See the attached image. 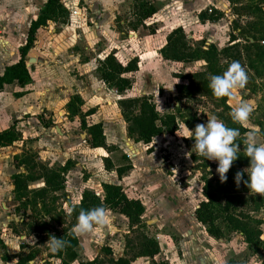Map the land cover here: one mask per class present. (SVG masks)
I'll list each match as a JSON object with an SVG mask.
<instances>
[{"label":"rangeland","instance_id":"rangeland-1","mask_svg":"<svg viewBox=\"0 0 264 264\" xmlns=\"http://www.w3.org/2000/svg\"><path fill=\"white\" fill-rule=\"evenodd\" d=\"M45 2L0 0V71L18 61V50L25 44L30 22ZM59 2L67 19L63 23L58 14L51 15L47 25L35 34L25 58L29 83L14 82L7 87L9 110L23 108L24 119L20 131L15 130L21 133L20 138L0 146V264H60L57 253L53 254L46 244L49 235L60 230L56 220L69 215V206L80 201L83 191L102 197V185L106 182L120 184L128 197L143 201L141 225L130 230L124 217L107 211V225L95 226L92 232L76 236L79 246L73 259L62 256L70 264L96 257H130L127 242L136 243L142 233L159 244L161 251L154 258L156 262L224 264L234 260L238 264H261V252L249 248L241 233L230 232L220 224L224 234L215 239L195 221L194 211L202 200V178L219 176L218 162H193L192 156L201 158L192 151L194 140L182 136L187 131L185 125L191 130L197 124H206L208 117L222 120L221 116H231L232 108L240 101H247L254 110L249 120L239 125L264 142V78L256 76L244 57L241 64L248 82L244 88L235 89L233 96L217 98L209 84L203 95H180L176 87L188 84L181 76L203 72L207 63L163 60L158 51L160 40L153 42L150 38L147 44L145 37L153 34L165 18H176L185 23L184 33L190 44L205 40L204 50L212 44L220 52L229 46L230 33L236 34L237 26L248 31L249 25H264V0H238L236 9L251 7L249 15L240 18L226 0ZM151 6L156 13L143 21V12ZM204 10H217L224 15L216 23L200 24L197 15ZM147 45L151 47L148 52ZM113 51H119L126 61L138 60V71L126 75L131 87L123 93L105 85L98 72ZM250 58L255 62V56ZM214 61L210 72L216 75L223 74L230 64L225 55ZM212 75L208 74L209 83ZM143 98L154 104L160 116H174L177 124L172 135L163 133L153 139L155 148L146 150L147 155L137 135L129 130L121 104L127 99L140 102ZM93 124L101 126L109 145L105 150L94 147L90 136ZM246 135L239 139L244 142ZM103 158H108L115 168L132 166L118 180L114 172L104 169L107 164ZM33 163L65 169L64 188L50 193L41 203H33L29 196L26 201L16 199L14 194L17 175L39 174ZM244 176L248 178L247 173ZM42 187V180L27 184L29 190ZM248 194L254 199L249 217L264 240V196L250 190ZM133 263L153 264L147 258Z\"/></svg>","mask_w":264,"mask_h":264},{"label":"trees","instance_id":"trees-1","mask_svg":"<svg viewBox=\"0 0 264 264\" xmlns=\"http://www.w3.org/2000/svg\"><path fill=\"white\" fill-rule=\"evenodd\" d=\"M235 10L237 18L248 16V10L251 7L243 6L241 9H236L238 0H226ZM156 13L152 6L143 12V21L150 18ZM63 19L65 23L67 19L66 10L60 4L59 0H46L39 15L30 22L25 44L19 48V59L16 63L5 68L3 74L0 76V92L4 85H9L14 82L25 85L29 83L30 78L26 69L25 58L28 51L31 49L35 34L37 31L47 25L51 20V15H57ZM223 13L217 10H204L197 15L200 23H216L222 17ZM236 20H234V23ZM249 30L246 31L241 26L236 27L237 33H230L229 46L217 51L214 45L207 46L204 50L205 40L190 44L187 36L181 27H177L169 32L166 36L165 45L160 50L163 60L177 62V63H192L204 60L207 63V69L203 72H195L181 76L182 79L188 82L187 85H179L176 87L177 93L183 96H191L195 92L203 95L208 92V74L216 75L210 72L212 65L220 56L225 55L230 61H239L246 57V62L250 69H253L256 76L260 79L264 78V25L257 28V26L249 25ZM254 32L253 35L250 33ZM249 35L251 39L247 38ZM241 40V42H239ZM250 55L255 56V62L251 60ZM249 56V57H248ZM242 65V64H241ZM138 71V60L133 58L126 61L117 52L110 53L98 68L101 81L112 88L117 93H123L131 87V80L126 75L133 74ZM124 110L125 121L132 133L137 135L139 142L146 147H149L153 139L163 133L173 134L177 130L176 119L174 116L166 115L160 116L156 111L154 104L147 98L143 100L127 99L122 103ZM227 109H229L227 107ZM224 123L231 128H238L243 137L250 130L242 128L239 123H234L231 116H221ZM21 134L17 133L14 127L0 132V146H7L13 141L20 138ZM90 136L94 141V147L106 149L105 137L102 133L99 124H93L90 128ZM239 137V138H240ZM236 141L240 147L239 157L233 162L227 175L226 182L221 183L219 176L207 179L202 178L201 196L202 200L194 211L196 221L205 227L206 233L215 239L223 237V225L230 232L241 233L244 237L245 243L249 248L261 252L262 261L264 264V240L260 239L261 232L254 226V221L250 219L249 212L252 206L253 198L248 194L249 189L243 183L248 180L243 175L239 187H237L235 176L242 168L249 167V158L245 156L244 142L239 139ZM245 139V138H244ZM242 147V149H241ZM151 148L147 151L150 152ZM205 159L192 156L193 162ZM107 165L105 169L109 170L111 167L110 161L104 160ZM39 174L17 175L14 180V194L16 199H29L33 203L38 201L44 202L45 198L50 193H57L64 188L65 185V169H50L43 164L33 163ZM130 169V166L120 167L116 169L118 179ZM42 180L44 187L37 190L27 189V184ZM103 196L100 197L91 191H83L79 203L69 206V215L62 219H57L56 224L59 231L55 233L57 238L64 237L71 242V246L57 253V258L60 259V264H70L62 259L63 255H67L70 259L75 256V249L79 246L78 239L73 233V228L77 224V217L80 208L90 209L102 206L107 211H112L123 217L128 221V227L137 229L141 225V217L144 213V207L139 200L130 199L124 193L122 187L117 184H103ZM1 244V242H0ZM130 247L131 256L126 254L124 257L117 259L106 258L101 259L96 257L91 261L82 262L80 264H131L135 259L140 257L153 258L159 254V245L153 239L149 238L145 233L140 234L136 238V243L132 241L127 242V247ZM18 257V256H16ZM157 264V263H153ZM164 264V263H158ZM224 264H238L234 260H229Z\"/></svg>","mask_w":264,"mask_h":264},{"label":"clouds","instance_id":"clouds-1","mask_svg":"<svg viewBox=\"0 0 264 264\" xmlns=\"http://www.w3.org/2000/svg\"><path fill=\"white\" fill-rule=\"evenodd\" d=\"M248 82L246 69L239 61H232L227 70L221 75L210 77L209 88L217 98L231 97L235 89H242ZM252 105L247 101H240L231 111V119L234 123L243 124L249 120ZM184 138L194 140L192 151L205 158V160L217 161L216 172L219 174L221 183L226 182L227 173L239 157L240 147L236 141L241 136L238 128L228 127L222 120L215 116L208 117L206 124H197L194 129H189ZM245 156L249 158V167L238 171L235 176L239 187L244 173L248 180L243 183L253 194L264 196V142H260L254 132H248L244 140ZM209 171H211L209 169ZM108 223L107 210L102 207L90 209L80 208L77 224L73 228L76 236L86 235L93 231L95 226L103 227ZM50 251L55 254L71 246V242L64 237L57 238L54 234L49 235L46 243Z\"/></svg>","mask_w":264,"mask_h":264},{"label":"crops","instance_id":"crops-1","mask_svg":"<svg viewBox=\"0 0 264 264\" xmlns=\"http://www.w3.org/2000/svg\"><path fill=\"white\" fill-rule=\"evenodd\" d=\"M158 21H160V20H158ZM164 22H162L159 26H158V28L157 29H155L154 30V33L153 34H148L145 38H147V40H146V42H147V44L148 43H150V41H149V39L151 38L152 40H153V42H154V40H157V39H159L160 40V46H159V48H158V51H160V49H162V47L165 45V41H166V36H167V34H169V32L170 31H172L173 29H175V28H177V27H181L182 29H183V31H186L187 30V27L184 25L185 23H183V22H181L180 21V19H176V18H169V19H164L163 20ZM199 22V21H198ZM200 23V22H199ZM200 24H202V23H200ZM165 31L167 32V33H165ZM158 41V40H157ZM119 49V48H118ZM151 50V47L149 46V45H147L146 46V51L148 52V51H150ZM117 52H119V51H117ZM119 54L121 55V53L119 52ZM143 54H146V53H143ZM122 56V55H121ZM132 59V58H131ZM12 65V64H11ZM4 70H5V68L3 69V70H1L0 71V76L3 74V72H4ZM10 85H12V84H9V85H4V87H3V90L0 92V132L1 131H5V130H7V129H9V128H11V127H14V129L18 132V131H20V125H21V121H23V119H24V117H23V108L21 109V110H19L18 111V109L15 111V112H12L11 110H9V108H10V105H11V100H7V98H6V96H7V87H9ZM16 101H20V98H16L15 99ZM20 133V132H19ZM21 134V133H20ZM142 144V143H141ZM106 146L108 147L109 145L108 144H106ZM142 146H143V149H144V152H145V154H146V150L148 149V148H151L152 149V147H154L155 148V146H153V143H151V145L149 146V147H146L145 145H143L142 144ZM95 148H100V147H95ZM100 149H103V148H100ZM103 150H105V149H103ZM154 152V151H153ZM153 152H151L149 155H151ZM105 157H108L107 155L108 154H106L105 153ZM147 155V154H146ZM134 158H135V156H134ZM105 159H107V160H109L108 158H103V162H105L104 160ZM110 161V160H109ZM110 164H111V167L109 168V170H106L107 172H114L115 173V175H116V169L117 168H115V167H113L112 166V163H111V161H110ZM127 166V165H126ZM130 166V168H131V166L132 165H129ZM116 167H118V168H120V167H125V166H116ZM105 169V168H104ZM129 171V170H128ZM128 171H126L122 176H121V178L128 172ZM116 177H117V175H116ZM120 178V179H121ZM117 179H118V177H117ZM120 179H118V180H120ZM107 183H110V184H117V185H120V184H118V183H115V182H106V183H104V184H107ZM121 186V185H120ZM124 191V190H123ZM125 193V192H124ZM126 194V193H125ZM127 196V195H126ZM128 197V196H127ZM128 198H130V197H128ZM130 199H135V200H138V199H136V198H130ZM139 201L142 203V205H143V207H144V204H143V201L142 200H140L139 199ZM79 203V202H78ZM110 212H112V211H110ZM144 212H145V208H144ZM114 213V212H113ZM115 214H117V213H115ZM144 216V213H143V215H142V217H141V222H142V219L144 218L143 217ZM123 217V216H122ZM124 219H126L125 217H124ZM194 219H195V217H194ZM127 220V219H126ZM195 221H196V219H195ZM128 222V221H127ZM197 222V221H196ZM198 223V222H197ZM201 225V224H200ZM206 231V230H205ZM208 235V234H207ZM148 236V235H147ZM149 238H151V237H149ZM154 239V238H153ZM155 240V239H154ZM156 241V240H155ZM157 242V241H156ZM158 243V242H157ZM159 245V244H158ZM159 250H160V247H159ZM161 251V250H160ZM160 251H159V254L157 255V256H159L160 255ZM157 256H155V257H157ZM154 257V258H155ZM120 258V257H119ZM145 257H140V258H137V259H135V260H142V259H144ZM154 258H153V263H160V262H156V260H154ZM147 259H149V258H147ZM150 260V259H149ZM131 264H134L133 262L131 263Z\"/></svg>","mask_w":264,"mask_h":264},{"label":"water","instance_id":"water-1","mask_svg":"<svg viewBox=\"0 0 264 264\" xmlns=\"http://www.w3.org/2000/svg\"><path fill=\"white\" fill-rule=\"evenodd\" d=\"M58 130V129H57ZM59 131V130H58Z\"/></svg>","mask_w":264,"mask_h":264}]
</instances>
